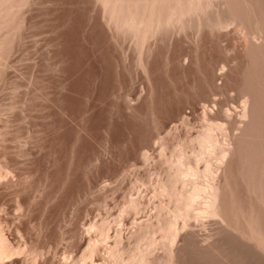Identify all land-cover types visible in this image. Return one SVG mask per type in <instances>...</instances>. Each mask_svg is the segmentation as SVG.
<instances>
[{"label": "bare ground", "instance_id": "bare-ground-1", "mask_svg": "<svg viewBox=\"0 0 264 264\" xmlns=\"http://www.w3.org/2000/svg\"><path fill=\"white\" fill-rule=\"evenodd\" d=\"M3 1L6 2L7 0L0 1L2 2L0 4V32L5 29L6 24L10 21L6 18V16L10 17V14L5 15L4 12L10 11L9 7H13V10L17 8L16 10L19 11L18 5L21 8L22 4L18 3L21 0H16L17 6L12 5L13 1H11L12 6L6 7L8 3L6 4ZM33 1L31 2L33 3ZM87 1L49 0L50 5L49 7L46 6V9L43 8L45 5L42 6V2H37L36 5L40 3V9H44L39 18L37 17L38 19L32 17L26 19L29 16L28 14L27 17L25 15L26 18H23L20 15L23 9L17 13L21 16L19 20L17 19L21 29L17 31L18 28L17 32H13L18 35L22 33L21 30L23 29L25 32L22 33V36L19 35L22 40H26V37H22L26 33L27 27L31 29H29L30 31L47 29L51 33L44 51L42 46L39 49L43 53L41 56L38 55L39 58L36 56L38 58L36 61L32 53L34 63L33 60L32 65L29 63L28 77L24 76V78L27 77V80L29 78L28 87L20 93L19 90L22 91L20 88H24L23 83L19 82L21 80L13 84L14 97L11 100L12 103L10 102L8 105V107L10 106V109H8L13 110V113L14 110H17L18 113V108H20L22 114L20 119L22 117L27 122L25 124L29 125L28 129L30 128L38 135L41 134L39 136L42 137V142L38 147L42 152L44 151V154L38 156L41 153L34 155L24 151L23 155L28 156H24L28 159L27 162L25 161V169L28 173V177H25L27 178L26 182L8 181L7 177L3 179L4 174L2 171H0V180L2 179V182H4L6 179L8 181H5L7 188L10 187L11 189L13 187L16 189L15 196L19 198L17 201H19L20 206H23L25 203L23 196L30 185V182H27L32 178L34 179L43 170L42 183L40 180V197L43 196L42 199L45 197V201L49 205L47 214L51 216L57 208L72 203L75 197L80 194L86 193L87 195L98 181L99 183L102 179L106 181V178L111 176L116 166L129 159L132 152L137 153V158L140 157V163H142L141 159L145 162L158 157V159L156 158L158 162L156 159L155 161L164 165L165 169L162 167L164 172L158 170L161 173L160 177H158L159 173L155 170L159 179L152 180L154 185L148 187V191L149 188H153V190L150 189V192L153 193L154 202L157 200L154 205L152 204V207L156 209L151 208L155 209L156 213L153 215L152 210L150 213L153 216L149 215L151 218L145 214L149 219L142 216L144 222L141 219L143 223L140 222V224L137 222L139 218L135 217L137 220L133 219L136 223L134 224L133 221L132 223L135 226L137 224L138 227H136L139 229L135 227L138 230H135L137 233H131L129 236L131 238L133 234H136L133 235L135 239L131 238V240H135V244L133 246L129 245V247L128 245L125 246V242H122L123 237L120 239L117 230L116 232L119 235L115 236L116 239L115 241L112 240L111 245L110 241H107L108 235H110L107 227L110 223L103 220L101 224L96 225L98 222L95 221V225L92 223L88 232L90 233L96 227L94 232L98 228L100 236L98 237V234L97 238L84 239L83 242L88 244L86 245L87 250H83V252H86L83 253L85 255L81 256V260L79 259L70 264H95L94 258L100 253V246L103 247V245L106 246L109 258L121 264H127L126 262L132 264H264V255H262L264 254V0H218V5L217 0H213L211 2L215 1L216 3H212L213 6L209 2L210 0H96L98 3L95 10L97 14L91 21L87 20L83 9V6H86L84 3ZM28 3L30 2L28 1ZM210 6L215 8H213V11L210 9L212 12L209 9V11L207 10ZM33 8L36 9L35 5L30 9ZM9 11L7 12L9 13ZM15 11H11V15H14ZM206 11L208 13L204 16L203 14ZM28 12L31 13V11ZM192 15L199 16V20L195 16L196 20L194 21L197 23L193 21L196 27L191 23L190 25L197 28V30L199 29L197 36L201 35H199L198 43H195L197 46L194 47L196 48L190 52V57L185 55L186 58L189 57V61L186 60L187 64L184 62L185 57L183 56L181 60L185 65H181L183 62H180V66H177L176 57L173 54L174 52L172 53L174 43V40H172L174 38L172 36L174 35L172 34V26H174V32L177 29L181 32V29L186 28V31H184L187 33L182 34V36L185 35L183 37L188 39L189 30L192 32L196 30L187 24ZM202 15L203 18H201ZM14 17L16 19L17 16L15 15L12 18ZM230 25L235 26H232L234 28L231 29H233V32H237L238 35L241 34V31L248 35L244 37L242 32L240 39H242L241 37H244V39L248 37V40H240L239 37H236L235 39L240 40L239 43V40L236 42L233 38L235 42H230L231 44L235 43L234 46L237 43L240 44V46L238 45L239 51L236 50L238 54L234 52L237 46L232 51L226 48L232 52L229 51L231 53H229L230 57H233V53L236 54V57L234 55V58H230L227 53H224L223 56L226 54L228 57L225 56V63L222 64L221 60L218 61L221 58L215 59L217 55L215 56L212 47L214 45H210L212 42L209 43L211 39L209 40L210 36H207V32L210 30L212 32L215 29L214 33L218 32L219 34L220 32L223 34L224 31L221 32V28L228 29ZM1 26L4 28H1ZM22 26H26L25 29ZM188 27L193 28V30L191 28L188 30ZM8 29L6 34L9 36L12 30L9 31ZM200 30L202 33H200ZM4 35L5 33L0 34V57L5 56L8 51L12 50L9 44L12 45L15 40H12L11 36L6 38V35ZM182 36L180 35V37ZM192 36L195 37L194 34ZM214 36L216 35L214 34ZM222 36L224 37V35ZM180 37L178 38L183 39L184 42V38ZM219 38L217 40L220 41L222 38ZM10 39L12 40L11 43ZM215 39L213 42L217 41ZM195 40H192V43ZM222 40L225 41L226 39ZM175 41L177 40L175 39ZM228 41L227 43H229ZM241 41H244V43ZM178 42L176 43L177 46ZM184 43L182 44L185 45ZM186 43L188 45V42ZM221 44L226 46L224 42H221ZM9 46L11 50L8 48ZM35 51H38V49ZM220 51L222 53L226 52L224 48H220ZM3 52H5V55ZM34 53L37 54V52ZM177 53L175 52V54ZM180 55L182 56V54ZM19 76L21 75L19 74ZM135 81L139 82L141 88L139 92L130 88ZM188 108H191V110ZM186 110L188 112L190 110L194 114L200 111L198 114L200 118L196 116L197 121L195 119L193 121L194 117H190L192 123L203 119L200 129L197 128V130L196 125L194 129L192 126L194 124L190 126L189 114L187 115ZM8 122L10 123L9 120ZM172 122H178V124L180 122L186 126H183L185 129H187V126L192 127V130L196 133L190 134L192 130L188 128L190 133L186 132L188 135L184 134L185 137L181 138L179 134L184 128L181 127L180 133L175 132L178 129L177 127V129L173 128L176 129L173 132L171 124L174 123ZM5 128L8 129L6 126L2 131L3 133L0 132L4 138L6 137L4 136ZM10 130H7V132ZM163 133L165 134L162 136ZM159 135L161 137H158ZM2 137H0V143L2 145L8 144ZM37 137L34 138L33 135L34 139H37ZM1 138L5 143H3L4 141L1 142ZM174 141L176 143L172 147ZM154 144L156 153L153 150L150 152V148ZM7 146L4 147L7 148ZM4 147H0V153L4 156L3 160L6 159L7 153ZM11 151L13 152V150ZM155 155L157 156L155 157ZM24 157H22L23 160ZM2 159H0L1 162ZM155 161L154 164H156ZM152 166L155 169L159 168L155 165ZM0 169L2 168L0 167ZM4 170L7 171L8 168ZM152 170L151 172H154ZM124 173L122 172V174ZM29 176L30 179L28 180ZM144 179L141 180V183ZM35 180L32 181L35 182ZM138 180L136 179L137 186L140 182ZM32 186L30 188H36V186ZM201 195H204L205 203L202 208H199L200 214H206L211 218L212 216L221 218L222 220H220L224 221L222 223L224 226L222 224L220 226L225 228L219 231V235L216 234L218 235L217 238H214L213 235V238L208 237L207 242H209L207 244H204L206 240L200 238L198 239L201 244L197 243V234L195 235L192 230L191 234L189 233L191 236L188 233L189 236L186 235L187 239H190L194 234L193 238L195 239H192L193 242L188 239L187 242L184 241L185 244L181 247L177 246L178 249L174 245V250H177L175 252L172 248V241H175V239H172V233L176 234L180 231L179 227L177 232H173L175 222L177 223L179 218H186V223H191L188 217L193 218L196 215L195 211L197 212L198 209L196 202H198L197 200ZM132 198L131 200H129L130 197L128 199L127 209H123L127 212L124 211L126 218L130 216L129 213L131 212L136 213V216H138L137 213L141 209L144 211L146 207L143 204L144 201L141 200L140 202L138 197V199ZM153 198L151 201L148 200L152 203ZM145 200L147 201V198ZM200 200L199 202L202 201ZM36 203L38 202L36 201ZM20 206L17 209H20ZM23 208L24 213L25 208ZM199 212H197L198 217L200 216ZM62 214L65 218L67 217L63 211ZM22 217L18 218L21 220ZM117 217L118 223L120 220L123 222L124 217L123 219ZM196 217H194L195 220ZM203 217L205 218V215ZM199 218L198 220H201ZM183 221L179 219L180 223ZM2 224L0 223V248L3 247L2 249H4L5 246L3 245H8V238L5 237L4 240L6 239L7 242L2 243V235H6L3 234ZM178 225L179 223H177V227ZM41 227L42 230L47 232L48 221H44ZM51 228L53 229L52 226ZM63 231L64 234L65 231ZM79 231L78 228L75 234H78ZM158 232L159 234L161 232L160 235L164 238L157 235L160 238L159 240H164V243H160L159 240L156 241L155 234H158ZM48 233L50 234V232ZM43 234L41 235L44 236ZM178 235L180 234L178 233ZM106 241L109 243L108 245L105 244ZM202 241L204 242L202 243ZM38 243L40 244L41 241ZM156 243L162 244L163 252H166L165 255L156 254L161 255L159 258L154 255V251L157 250ZM12 246L6 248L10 251ZM164 246L166 247L165 251ZM154 247L156 250H154ZM19 248H17V251ZM78 248L80 249V247ZM21 250L23 251V249ZM21 250L20 252H22ZM5 251L2 250L1 255ZM5 253H8V251ZM38 257L36 255L34 260L32 259L36 264L39 262ZM101 264L103 263L101 262Z\"/></svg>", "mask_w": 264, "mask_h": 264}, {"label": "rangeland", "instance_id": "rangeland-1", "mask_svg": "<svg viewBox=\"0 0 264 264\" xmlns=\"http://www.w3.org/2000/svg\"><path fill=\"white\" fill-rule=\"evenodd\" d=\"M0 1H2V0H0ZM6 1V0H5ZM10 1V2H9ZM7 0L6 2H4V3H8V5H6V7H9V6H12V5H16V4H21V8H20V6L18 5V7H19V11L18 10H16L17 8H14V10L12 9L13 7H9V9H10V11L9 10H7V11H9V13L7 12V14H6V12H4L5 13V15H8V14H10V17H8V16H6V18L8 19V20H10V21H8V23L6 24V26H5V29H2V31L0 32V34H4L5 33V35H6V38L7 37H9V36H11L12 38V40L13 39H15L12 43V45L11 44H9L10 46H11V48H12V50H11V48H10V46L8 47V48H10V50L11 51H8V53H6V55H5V52H3L4 53V55L5 56H1L0 57V132L1 133H3L2 131H4L3 129H4V127H6L7 126V128L8 129H6L5 128V134H4V136H6L5 138L4 137H2L3 135L0 133V137H2L4 140H6V142H8V144L7 143H5V141L1 138V142H3V143H5V145L3 144L2 145V143H0V145H2V146H0L1 148L2 147H6L7 145V148H5L6 149V151H7V153H6V159H4L5 160V162H3L4 160L2 159V158H4V156L2 155V153H0V159H2V162H1V160H0V167L2 168V169H0V171H2L3 172V179L4 178H6L8 181H12V182H26V180H27V178H25V177H28V173H27V170L25 169L26 168V162H27V160L28 159H26L25 157H28L27 155H23V153H25L24 151H28V152H30V153H32V154H34V155H38V154H40L41 153V155H38V156H42L43 154H44V151L42 152L41 150H40V147H38V146H40V143L42 142V137L41 136H39V135H41V134H37V133H34L33 132V130H31L30 128V130L28 129V124H25V123H27L26 121H24L23 120V118L21 117V119H20V116H22V114H21V111H20V108H18V113H17V110H14L15 112V114L13 113V110H9L10 108V106L8 107V105L10 104V102L12 103V99H13V88L14 87H12V85L13 84H15V83H17V81H19V80H21V81H19V82H21V83H23V85L22 86H24V88L23 87H21L20 89H22V91H20L19 90V92L21 93V92H23V89L24 90H26V88L28 87L27 85H28V80H29V78H28V80H27V77H28V68L30 67V65H29V63L32 65V60H33V63H34V59H35V61L39 58V56L38 55H40L41 56V54L43 53V51H44V49H45V45H46V42H47V40L50 38V32L47 30V29H45V30H36V29H34L33 31H35V32H33V31H30L31 29L29 28V27H27V29H28V31H27V29H26V33H24L23 34V37L22 38H24V37H26V40L24 39V40H22L21 39V37L20 36H22V33L23 32H25L23 29L21 30V32L22 33H19L18 35H15V33L17 32V31H20V24L17 22V19L19 20V18L22 16L23 18L25 17V15H26V19H28L29 17L31 18H39V15L40 14H42L43 13V11H44V9H46V6L47 7H49V0H21V2L20 1H18V3L17 2H15L16 0ZM11 1H13L12 3H11ZM23 1H24V4H23ZM28 1L30 2V3H28ZM31 1H33V3H34V5H35V7H36V9H30V8H32V7H34V5H33V3L31 2ZM205 1V0H204ZM207 1V0H206ZM211 1H213V0H210L209 2H211ZM216 1V0H215ZM215 1L214 2H211V5H212V3L213 4H216L217 3V5L219 4V1L217 0L216 1V3H215ZM37 2H42L41 4H42V6L43 5H45V7H43L42 9H40V3H39V5H36V3ZM88 2V3H87ZM86 3H84V5H86L85 7L83 6V9H84V13H85V17H87V20H92L95 16H96V14H97V11H95L96 9H97V7H96V5H98V3L96 2V0H88ZM90 2V3H89ZM3 3V4H4ZM12 5H11V4ZM0 4H2V2H0ZM38 4V3H37ZM90 6H89V5ZM23 5H25V6H23ZM31 7H30V6ZM94 5V6H93ZM17 6V5H16ZM16 6H14V7H16ZM37 6H38V9L39 10H41V11H39L38 9H37ZM41 6V7H42ZM213 6V5H212ZM215 6V5H214ZM23 7V8H22ZM93 7V8H92ZM86 8H88V9H86ZM214 8V7H213ZM213 8L210 6V7H208L207 8V10L209 9H212V11H213ZM216 8H217V6H216ZM21 9H23L22 10V13H20V15L21 16H19L17 13H19V12H21ZM215 9V8H214ZM17 12H16V11ZM31 11V13H33V14H31V13H29L28 11ZM208 10V11H209ZM11 11H15V14L13 15V16H17L16 17V19H15V17L14 18H12L13 16L11 15ZM24 11H26V12H24ZM32 11H36V12H32ZM90 11V12H89ZM208 11H206L203 15L205 16L206 15V13H208ZM211 11V10H210ZM211 11V12H212ZM12 13H14V12H12ZM25 13V14H24ZM35 13H37V14H35ZM95 13V14H94ZM24 14V15H23ZM28 14V15H27ZM31 14V15H30ZM93 15V16H92ZM201 16V18H203L204 16ZM34 16H36V17H34ZM195 16L196 15H192V17H194V19H192V17L191 18H189V20H188V22H187V24L188 25H190V23L191 24H193V26L194 25H196L195 23H197L196 21H194V20H196L197 18H198V20H199V16H196V19H195ZM190 17V16H189ZM37 18V19H38ZM11 19H13V20H11ZM192 21H191V20ZM16 20V22H14ZM197 20V21H198ZM193 21L195 22V23H193ZM235 25V24H234ZM234 25H232V26H234ZM4 26V25H3ZM11 26V27H10ZM190 26H192V25H190ZM192 26V27H193ZM231 25L229 26V28L228 29H223V28H221V32L222 31H224L223 32V34H221L220 32H219V34H218V32H215L214 33V31H216L215 29H214V31L212 30V32H213V35H212V32H211V30L210 31H208L207 32V36L209 37L210 36V38H209V43L210 42H212V43H210V45H214V46H212L213 48H214V53H215V56H216V60L218 59V58H221V59H218V61H220L221 60V63L223 64V63H225V56H229L230 57V54L232 53L231 51H232V49L233 48H235L236 46V48H238V49H236L235 48V51L234 52H236V54H238V52L236 51V50H238L239 51V46H240V44H238L237 43V45H235L234 46V44L235 43H230V42H237V40H239L240 39V36H242L241 34H242V32L243 31H241V30H239V31H241V34H239L238 35V33L237 32H233V29H231V28H234V27H232ZM8 27H9V29H8ZM24 27V29H25V27L26 26H22V28ZM173 28H174V26H172ZM186 27V26H185ZM194 27H196V26H194ZM193 27V28H194ZM1 28H4V27H2L1 26ZM10 31V30H12V33L11 34H14L15 36H18V37H16L15 38V36L13 37L11 34L8 36L7 34H6V32H7V29ZM10 28H12V29H10ZM19 28V30H17ZM173 28H172V34H174V35H172L173 37V39L172 40H174V43H173V41H172V43H173V45H172V47H173V49H172V53L174 54V56L176 57V62H177V66H180V62H183L181 59H183V56L185 57V59H184V62L187 64V62H186V60L187 61H189L188 59H189V57H190V52L192 51V49H194V48H196V47H194V46H197L196 44L198 43V39H199V35H201V34H199L198 36H197V32H198V30H197V28H194V30L195 31H190L189 30V28H191V27H188V30H189V33H191L192 35L194 34V36L195 37H193L191 34L189 35V33H188V35L187 36H189V38L188 39H186V38H184L183 36H185V35H183L182 36V34H184L185 33V29H181V32H179L180 30H178L177 29V31H175V32H177V33H175L174 32V30H173ZM193 28H191L192 30H193ZM237 28V27H236ZM30 29V30H29ZM180 29V28H179ZM1 30V29H0ZM17 30V31H16ZM176 30V29H175ZM185 30V31H184ZM218 30V29H217ZM230 32H229V31ZM13 31H16V32H13ZM38 32V34H37V32ZM226 31H228V32H226ZM236 31H238V30H236ZM238 31V32H239ZM174 32V33H173ZM226 32V33H225ZM28 33V34H27ZM187 33V32H186ZM185 33V34H186ZM200 33H202L201 32V30H200ZM209 33V34H208ZM233 33V34H232ZM234 33H235V35H234ZM245 32H243V35H244V37H245V35H247L246 33L244 34ZM177 34V35H176ZM178 34H179V36H178ZM214 34L216 35V36H214ZM221 34V35H220ZM226 34V35H225ZM227 34H229V36H227ZM4 35V36H5ZM20 35V36H19ZM27 35H32L31 37H34V38H31V37H27ZM176 35V36H175ZM180 35L184 38V42L181 40V39H179L178 37H180ZM220 35V36H219ZM222 35H224V37L222 36ZM231 35H232V38H231ZM235 37H234V36ZM237 35V36H236ZM46 36V37H45ZM214 36V37H213ZM248 36V35H247ZM176 37V38H175ZM182 37H180V38H182ZM198 37V38H197ZM215 37H217V38H219V37H221L222 39H226L227 40V37H228V42L230 43H227V41L225 40V41H223L221 38H219V39H221L220 41L219 40H217V38L215 39ZM236 37H239V39H235ZM244 37H241L243 40H248V37H247V39H244ZM19 38H20V40H19ZM28 38V39H27ZM44 38H46V39H44ZM179 40H178V39ZM197 38V40H195ZM230 38V39H229ZM233 38L235 39V41L233 40ZM10 39V43H11V40ZM175 39L177 40V41H179L178 42V46H177V41H175ZM189 39H192V40H195L194 41V43H192L193 41L192 40H189ZM217 40L216 42L214 41L213 42V40ZM242 39H240V40H242ZM187 40V41H186ZM230 40H232V41H230ZM240 40L238 41L239 43H240ZM18 41V42H17ZM22 41V42H21ZM24 41V42H23ZM31 41V42H30ZM37 41V42H36ZM182 41V42H181ZM218 41H219V43H220V45H219V43H218ZM34 42V43H33ZM36 42V43H35ZM186 42H188V45H187V43ZM197 42V43H196ZM221 42H224L225 43V45L226 46H224L223 44H221ZM241 42H243L244 43V41H241ZM38 43V44H37ZM39 43H40V45H39ZM182 43H184L185 45H183ZM196 43V44H195ZM217 43V44H216ZM38 46H37V45ZM176 44V45H175ZM192 44H194V45H192ZM189 47H187V46ZM192 45V46H191ZM217 45H219V46H217ZM221 45H222V47H221ZM227 45H229V46H227ZM234 47H233V46ZM239 45V46H238ZM242 45V44H241ZM15 46V47H14ZM39 46H40V48H39ZM41 46H42V50L41 51H39V49H41ZM181 46H182V48H183V50H182V48H181ZM186 48H185V47ZM216 46H217V49H216ZM230 46H231V48H230ZM38 47V48H37ZM222 49V48H224V51H226V52H223L222 53V51H220V48ZM191 48V49H190ZM226 48H228V49H231V53L226 49ZM20 49V50H19ZM23 49V50H22ZM33 49H35V50H37L38 49V51H32ZM215 49H216V52H215ZM226 49V50H225ZM8 50V49H7ZM174 50V51H173ZM186 50V51H185ZM185 51V52H184ZM34 52H37V54L36 53H34ZM175 52L177 53V54H175ZM32 53L34 54V56L32 55ZM38 53H40V54H38ZM220 55H219V54ZM224 53H227V55L225 54V56H223L224 55ZM230 53V54H229ZM29 54H30V56H29ZM180 54H182V56L180 55ZM236 54H232V56L233 57H230V58H234V55H235V57H236ZM188 55L189 57L188 58H186V56ZM223 57H222V56ZM32 56L34 57V59L32 58ZM38 58H37V57ZM181 56V57H180ZM221 56V57H220ZM227 56V57H228ZM32 58V59H31ZM179 58V59H178ZM23 59V60H22ZM19 60H21V61H19ZM178 60V61H177ZM180 60V61H179ZM222 60H223V62H222ZM4 62V63H3ZM182 63L181 65H185V63ZM5 71V72H4ZM8 71V72H7ZM17 73V74H16ZM19 74L21 75V76H23V77H21V76H19ZM23 74H26V75H23ZM4 75V76H3ZM5 75H6V77H5ZM17 76H19V77H17ZM24 76H27V77H25L24 78ZM2 77H4V78H2ZM21 78V79H20ZM1 79H2V81H1ZM17 79V80H16ZM4 80V81H3ZM24 82H23V81ZM26 80V81H25ZM14 81V82H13ZM221 81V80H220ZM11 82V83H10ZM218 82H219V80H218ZM133 85H134V88H133ZM138 85V86H137ZM132 90H136V91H138L139 92V90L141 89L140 88V86H139V82L138 81H135L133 84H132V86L130 87ZM11 91H12V93H11ZM18 92V93H19ZM12 96V97H11ZM124 101H125V99H124ZM126 102V101H125ZM9 108V109H8ZM188 109H190L191 110V108H188ZM189 110V112H188V110H186L187 111V115H188V117H189V119H190V126L192 125V124H194V125H192L193 126V128L195 129V125H196V129L197 128H199L200 127V125H202V121H203V119H202V121H200V120H198L199 122H195V123H197V124H195V123H192L191 121L193 120L194 121V119H195V121H197V119L198 118H200L199 116H198V114L200 113V111L198 112V113H192V111H190ZM10 111H12V112H10ZM13 113V114H12ZM12 115V116H11ZM191 115V116H190ZM195 115V116H194ZM15 116V117H14ZM196 116L198 117V118H196ZM193 118L192 120H191V118ZM11 119H12V121H11ZM17 119V120H16ZM20 119V120H19ZM8 120L10 121V123L8 122ZM24 121V122H23ZM172 123H174V124H171L172 126V130H173V132L175 131V132H179L180 133V131L182 130L181 129V127L182 128H184L185 129V125H183V124H181L180 122H179V124H178V122H172ZM176 123V124H175ZM8 124H9V126H8ZM10 124H11V126H10ZM178 124V125H177ZM182 126H181V125ZM4 125V126H3ZM25 126V127H24ZM175 126V127H174ZM183 126H185V127H183ZM177 127V128H176ZM173 128H176V129H173ZM193 129L192 127L190 128L189 126H187V129ZM11 129V130H10ZM182 130L181 131V134H179L180 136L179 137H185V135H188L187 133H190V131H189V129L187 130V129H185V130ZM200 129V128H199ZM7 130H10L9 132H7ZM180 130V131H179ZM198 130V129H197ZM196 130V131H197ZM20 133H19V132ZM29 131V132H28ZM30 132H32V133H30ZM172 132V133H173ZM184 132V133H183ZM187 132V133H186ZM8 135H7V134ZM194 134V133H196L195 131H193L192 130V132L190 133V134ZM10 134V135H9ZM32 134V135H31ZM35 134H37V135H35ZM165 133H163V134H161L162 136L164 135ZM174 134H177V133H174ZM185 134V135H184ZM33 135H34V138H36L37 136V139H34L33 138ZM161 135H159L158 137H161ZM17 136V137H16ZM31 136H32V138H31ZM40 138V139H39ZM8 139V140H7ZM34 140V141H33ZM36 141V142H35ZM39 142V143H38ZM173 142V141H172ZM24 143V144H23ZM26 143H28V144H26ZM175 143H176V141H174V144H172V147H174V145H175ZM21 144V145H20ZM33 145V146H32ZM37 145V146H36ZM15 146V147H14ZM0 148V149H1ZM34 148H35V150H34ZM17 149V150H16ZM37 149V150H36ZM151 150H150V152H152V150L153 151H155V144L153 145V147H151L150 148ZM11 150H13V152L11 151ZM17 151V152H16ZM1 152V151H0ZM16 153V154H15ZM155 153H156V151H155ZM7 154H8V157H7ZM12 154V155H11ZM22 156H21V155ZM18 155H20V156H18ZM25 156V157H24ZM157 155H155V157H156ZM10 157V158H9ZM22 157H24V160H23V158ZM20 158V159H19ZM22 158V159H21ZM137 160V162H136V160ZM157 159H158V157H156ZM156 158H153L152 160L150 159V160H148V161H143L142 159H141V162L143 163V165H142V163H140V157L139 158H137V153H134V152H132V155H130L129 156V159H127L126 161L124 160L123 162H121L120 163V165L118 164L117 166H116V168H115V170L113 171V173L111 174V176L110 177H108V178H106V181L104 180V179H102V181H100V183H99V181L89 190V192L87 193V195H86V193H83V194H80L79 196H77V197H75V199L73 200V204L72 203H67V204H65V205H63L62 207H59V208H57L52 214L53 215H51V216H48V214H47V210H48V207H49V205L46 203V201H45V197H44V199H42L43 198V196L42 197H40V186H41V183H42V180L43 179H41V178H43V176H44V171L42 170L36 177H34V179L32 178V179H30V176H29V178H28V182L27 183H29L30 182V185H29V187H28V190H27V192L24 194V196H23V198H25V203L23 204V206H20V204L18 203L19 201H17L19 198H17V196H15V188H11L10 189V187H8L7 188V185H5V183L6 182H8V181H6V179L4 180V182H2V179L0 180V223L2 224L1 226H3V234L5 233L6 235H2V243H4V242H7V240H8V248L10 247V246H12L11 247V249L12 250H8V248H6L7 246H6V244H4L3 246H5V248L4 249H2V248H0V250L2 249V250H4L5 251V249H7V251H8V253H5V252H7V251H5L4 253H2V255H1V253H0V261H1V264H36V263H34L33 262V260H34V257H36V255H37V257H38V255H39V262H38V260H37V262H38V264H41V262H42V264H70V263H72V262H74V261H78L80 258H81V256L83 255H85V254H83V253H86V252H83V250L84 251H86L87 250V246L86 245H88L87 244V242L85 243V242H83L84 241V239H92V238H97V235L100 233L99 232V230H98V228H97V230H96V232H94V230L96 229V227H95V229L93 230V231H91L90 233H92V234H90L88 231H89V229L91 228V226L90 225H92V223H93V225H95L94 223H95V221L96 222H98L96 225H98V224H101L102 222L101 221H108V223H110L109 225H108V223H107V225L110 227V229H108L109 227H107V230H109L108 231V234H110V235H108V238H107V241H110V244L112 245V243H113V241H115V236H118L119 234V236H120V239L122 238L123 240H122V242H125V246H127L128 245V247H129V245H131V246H133L134 244H135V235L133 236L132 235V237L131 238H134V239H132L131 240V238H130V236L129 235H131V233H137V232H135V230H137V229H139V228H137L138 227V225L136 224V226L134 225L135 223H136V221L134 222L133 221V219L135 218L136 220H137V222H139L138 224H140V222H142L143 221V218H146L147 216L146 215H150L151 213L150 212H152V210L153 209H151V208H155V207H152L154 204H155V202L157 201V200H155V202H154V198H153V193H151L150 191V189H152L153 190V188L151 187V188H149V191H148V187L151 185V186H153L154 185V179H159V178H157V175H158V173H159V175H158V177H160V175H161V173L160 172H164V169H165V166L164 165H161V164H159V163H157L158 162V160L156 159ZM11 159V160H10ZM155 159L157 160V162L155 161ZM26 161V162H25ZM152 161V162H151ZM154 161L156 162V164H159L158 166L156 165V164H154ZM6 162H7V164H6ZM136 162V163H135ZM18 163V165H16ZM138 163V164H137ZM144 163H147V164H145L144 165ZM121 164H123V165H121ZM150 164H151V166L152 165H155L156 167H159V168H157V169H155V167H151L150 166ZM4 165V166H3ZM142 165V166H141ZM3 166V167H2ZM10 166V167H9ZM17 166H19V167H17ZM23 166V167H22ZM121 166V167H120ZM141 168H140V167ZM145 168H144V167ZM160 166H161V169H160ZM147 167H148V169H149V167H150V169L152 170V171H154V172H151V170L149 171L148 169H147ZM162 167H164V169H162ZM6 168H8V170H9V172H10V174H9V172H8V170L7 171H5L4 169H6ZM9 168H11V169H9ZM125 168V169H124ZM130 168V169H129ZM20 169V170H19ZM135 169V170H134ZM19 170V171H18ZM119 170V171H118ZM120 170H123V171H121L120 172ZM125 170V171H124ZM127 170V171H126ZM128 170H130V171H128ZM158 172V170L160 171V172H156V171ZM163 170V171H162ZM14 171V172H13ZM138 171V172H137ZM140 171V172H139ZM145 171V172H144ZM146 171H148V172H146ZM7 172V174L5 175V173ZM12 172H13V174H12ZM15 172H16V174H15ZM118 172H119V174H118ZM122 172L124 173V172H127V173H124V174H122ZM152 174H151V173ZM156 172V173H155ZM116 173H117V175H116ZM154 173V174H153ZM129 175V176H126V175ZM148 176H147V175ZM150 174V175H149ZM122 175V176H121ZM125 175V176H124ZM163 175V174H162ZM14 176V177H13ZM18 176V178H16ZM38 176H40V177H38ZM122 178H121V177ZM130 176H132V177H130ZM137 176V177H136ZM142 178H141V177ZM144 176V177H143ZM155 176H156V178H155ZM38 177V178H37ZM116 177V178H115ZM128 177V178H127ZM139 177V178H138ZM11 178V179H10ZM13 178V179H12ZM110 178V179H109ZM112 178V179H111ZM145 178V179H144ZM36 179V180H35ZM136 179H139L140 180V182H138L139 184H138V186H137V181H136ZM142 179H144L143 180V182L145 183H141V180ZM147 179V180H146ZM15 180V181H14ZM32 180H35V182H33ZM40 180H41V183H40ZM112 180V181H111ZM116 182H115V181ZM120 180V181H119ZM138 180V181H139ZM149 180V181H148ZM151 180V181H150ZM153 180V181H152ZM156 180H155V182H156ZM6 181V182H5ZM136 181V182H135ZM146 181V182H145ZM32 182V183H31ZM103 182V183H102ZM107 184H106V183ZM109 182V183H108ZM111 182V183H110ZM132 182V183H131ZM153 182V183H152ZM105 183V184H104ZM117 183V184H116ZM134 183H135V185H134ZM40 184V185H39ZM105 186H104V185ZM109 184V185H108ZM114 184H116V185H114ZM124 184V185H123ZM131 184V185H130ZM36 186V188L34 187V188H30V186ZM108 185V186H107ZM144 185V186H143ZM32 186V187H33ZM147 186V187H146ZM103 189H102V188ZM110 187V188H109ZM112 187V188H111ZM114 187V188H113ZM117 187V188H116ZM101 188V190H99ZM131 188V189H130ZM138 188V189H137ZM10 189V190H9ZM14 189V190H13ZM32 189V190H31ZM9 190V191H8ZM29 190H31L30 192H29ZM37 190V191H36ZM95 190H97V191H95ZM106 192H105V191ZM114 190H115V192H114ZM135 190V191H134ZM100 191V192H99ZM33 192V193H32ZM91 192V193H90ZM99 192V193H98ZM113 192V194H111ZM116 192H117V194H116ZM124 192V193H123ZM105 195H104V194ZM110 193V194H109ZM139 193V194H138ZM31 194H33V195H31ZM107 194V195H106ZM116 194V195H115ZM31 195V196H30ZM100 195V197H98ZM103 195V196H102ZM129 195V196H128ZM132 195H133V198L134 199H138L140 202H141V200L142 201H144L143 202V204H144V206H146L145 208H147V206L149 205V209L147 208L146 210H145V208H144V211L141 209V211H139L138 213H137V215L138 216H136V213L134 214V213H129V215L131 216H127V218L125 217V212H126V210H123L124 208H126L127 209V207H128V203H129V200H131V198H132ZM147 195V196H146ZM36 196H37V198H36ZM38 196H39V199H38ZM113 196V197H112ZM153 198V201H152V203L150 202L151 200H152V198ZM202 196V197H201ZM199 198H198V202H196L197 204H196V207L198 208L197 209V212H199V208L201 207H203L204 206V201H205V197H204V195H201ZM4 197V198H3ZM28 197V198H27ZM106 197V198H105ZM129 197H130V199H129ZM138 197V198H137ZM150 197V198H149ZM22 198V197H21ZM78 198V199H77ZM107 198H108V200H107ZM112 198V199H111ZM132 198V199H133ZM141 198V199H140ZM147 198V201L149 202V203H151V204H149L145 199ZM37 199V200H36ZM80 199V200H79ZM129 199V200H128ZM150 201H149V200ZM199 199H201L200 201L201 202H199ZM33 200V201H32ZM39 200V201H38ZM42 200H44V201H42ZM98 200V201H97ZM115 200V201H114ZM36 201L38 202V203H36ZM43 203H42V202ZM146 201V202H145ZM97 202V203H96ZM102 202V203H101ZM128 202V203H127ZM154 202V203H153ZM203 202V203H202ZM42 203V206L40 205ZM74 203H75V205H74ZM84 203H85V205H84ZM146 203H148L147 205H146ZM17 204V205H16ZM69 204L71 205L70 207H69ZM153 204V205H152ZM40 205V207H38ZM73 205V206H72ZM203 205V206H202ZM20 206V209L22 210V207H24L25 208V210H24V213H23V210L21 211L19 208L17 209V207H19ZM45 206V207H44ZM83 206V207H82ZM107 206V207H106ZM151 206V207H150ZM74 207V208H73ZM23 208V209H24ZM64 208V209H63ZM74 210H73V209ZM105 208V209H104ZM3 209V210H2ZM62 209V210H61ZM156 209V208H155ZM153 210V215L156 213L155 211L156 210ZM32 210V211H31ZM42 211V212H41ZM62 211L67 215V217L65 218L64 217V214H62ZM65 211H67V212H65ZM125 211V212H124ZM30 212V213H29ZM86 212V213H85ZM120 212V213H119ZM121 212H123V213H121ZM142 212V213H141ZM149 214H148V213ZM197 212L195 211V214L196 215H194V217L195 216H197L198 217V214H197ZM23 213V217L21 216V214ZM61 213V214H60ZM127 213V212H126ZM34 214V215H33ZM40 214V215H39ZM75 214V215H74ZM124 215V216H121V215ZM134 214V215H133ZM141 216H140V215ZM146 214V215H145ZM151 214V216H153ZM20 215V216H19ZM55 215V216H54ZM63 217H62V216ZM76 215H77V217H76ZM128 215V214H127ZM199 217H201L202 215L200 214V212H199ZM205 215V218L203 217ZM201 218H199V219H201V220H198V218L196 217V220H195V218L193 219L192 217H188L189 218V222H191V223H189V224H187L186 223V221H185V219H183V218H179L180 219V221H181V219H182V221L184 222H179V219H177V223H179V225H178V227H177V223L175 222V228L173 229V232H177V230H179V227H180V231H178L176 234H174V233H172V239H175V244H174V242L172 241V248L174 247V245H175V248L176 249H178V247L177 246H182V245H184L185 243H184V241L185 242H187L188 241V239H187V235L190 233L191 234V231L193 230V233L196 235L197 234V243L199 242V239L198 238H200L201 240H203L204 239V241H205V243L204 244H207L208 242H207V240H208V237H210L211 236V238H217V236L219 235V231L222 229V228H225V227H222V226H220L222 223H224V221L222 222L218 217H213L212 216V218H211V216L210 217H208V216H206V214H204ZM54 216V217H53ZM74 216V217H73ZM117 216H119V218L121 219V217H122V219H123V217H124V220H123V222H121L122 220H120L119 221V223H118V217ZM132 216H134V217H132ZM142 216H143V218H142ZM144 216H146V217H144ZM151 216H149L150 218H151ZM17 219H16V218ZM18 217H22L23 219H25V220H23L22 218H21V220L23 221V222H20L21 220L18 218ZM60 217V218H59ZM149 217H147L148 219H149ZM4 218V219H3ZM26 218H27V221H26ZM75 218V219H74ZM187 218V219H188ZM204 218V219H203ZM216 218V219H215ZM114 219H116V220H114ZM141 219H142V221H141ZM148 219H144V220H148ZM192 221H191V220ZM15 220V221H14ZM18 220V221H17ZM20 220V221H19ZM48 221V229L46 230L47 232H45L44 230H42V225H43V223H44V221ZM93 220V221H92ZM126 220V221H125ZM140 220V221H139ZM194 220V221H193ZM218 220H220V221H218ZM6 221V222H5ZM26 221V222H25ZM43 221V222H42ZM50 221V222H49ZM125 221V222H124ZM132 221L134 222V224L132 223ZM202 221V222H201ZM16 222V223H15ZM42 222V223H41ZM70 222V223H69ZM131 222V223H130ZM144 222V221H143ZM142 222V223H143ZM200 222H201V224H200ZM24 223V224H23ZM141 223V224H142ZM186 223V225H184ZM226 223V222H225ZM34 224V225H33ZM119 224V225H118ZM38 225H39V227H38ZM50 225V226H49ZM80 225H82V226H80ZM223 225V224H222ZM225 225H227V224H225ZM19 227L20 229V231L18 230V228L17 227ZM51 226L53 227V229L51 228ZM55 226V227H54ZM129 226H131V227H129ZM220 228H219V227ZM224 226V225H223ZM5 227V228H4ZM29 227V228H28ZM36 227V228H35ZM90 227V228H89ZM92 227H94V226H92ZM129 227V228H128ZM135 227L137 228V229H135ZM192 227V228H191ZM227 227V226H226ZM12 228V229H11ZM16 228V229H15ZM22 228V229H21ZM35 228V229H34ZM38 228V229H37ZM49 228H51V230H49ZM78 228L80 229V231L78 232V234H75V233H77V231H78ZM134 228V229H133ZM182 228V229H181ZM195 228V229H194ZM219 228V229H218ZM5 229H6V231H5ZM29 229V230H28ZM37 229V230H36ZM87 229V230H86ZM19 232H18V231ZM22 230V231H21ZM34 230V231H33ZM65 232H64V231ZM85 230V231H84ZM119 231V234H118V232H116V231ZM121 230H122V232H121ZM129 230V231H128ZM133 232H132V231ZM5 231V232H4ZM15 231V232H14ZM52 231V232H51ZM62 231L64 232V234L62 233ZM67 231V232H66ZM83 231V232H82ZM138 231V230H137ZM215 231V232H214ZM10 232V233H9ZM38 232H40L41 234H43V232H44V236H42L40 233H38ZM48 232H50V234L48 233ZM57 232V233H56ZM72 232V234H70ZM87 232V233H86ZM99 232V233H98ZM196 232V233H195ZM217 232V233H216ZM24 233V234H23ZM47 233H48V236H47ZM53 233V234H52ZM56 233V234H55ZM89 233V234H88ZM96 233V234H95ZM117 233V234H116ZM180 234V235H178L177 236V234ZM188 233V234H187ZM37 234V235H36ZM39 234V235H38ZM160 234H161V232H160ZM159 234V232H158V234L156 233L155 235V237H157V238H155L156 239V241L157 240H159L160 238L159 237H161V235ZM174 234V235H173ZM182 234V235H181ZM187 234V235H186ZM189 234V235H190ZM194 234H193V236H192V238H190L191 240L193 239H195V238H193L194 237ZM216 234H218V235H216ZM74 235H76V236H74ZM77 235H78V238H77ZM80 235V236H79ZM159 237H158V236ZM188 235V236H189ZM212 235H213V237H212ZM215 235V236H214ZM41 236V237H40ZM47 236V238H48V240H47V238L45 239V237ZM52 238H51V237ZM57 236V237H56ZM62 236V237H61ZM83 236V237H82ZM100 236V234L98 235V237ZM111 236V237H110ZM129 236V237H128ZM181 236V237H180ZM191 236V235H190ZM200 236V237H199ZM5 237H7L8 239L5 241L4 240V238ZM44 237V238H43ZM85 237V238H84ZM89 237V238H88ZM50 238H51V240H50ZM69 238V239H68ZM81 238H83V239H81ZM113 238V239H112ZM161 238H163V237H161ZM179 238V239H178ZM45 239V240H44ZM56 239H59V240H56ZM66 239V240H65ZM72 239H74V240H72ZM75 239H77V240H75ZM79 239V240H78ZM126 239V240H125ZM164 239V238H163ZM162 239V240H163ZM190 239H189V241H190ZM210 239V238H209ZM35 240V241H34ZM44 240V241H43ZM94 240H97V239H94ZM113 240V241H112ZM193 240H192V242H193ZM211 240V239H210ZM213 240H215V239H213ZM41 241V243L39 244L38 242H40ZM47 241H49V242H47ZM82 241V242H81ZM105 242V244L106 245H108L109 243L108 242ZM161 240H159V242H160ZM178 241V242H177ZM204 241H202V243L204 242ZM28 242V243H27ZM44 242V243H43ZM69 242V243H68ZM73 244H72V243ZM77 242V243H76ZM79 242V243H78ZM201 242V241H200ZM199 242V243H200ZM211 242V241H210ZM9 243H10V245H9ZM74 243H75V245H74ZM127 243V244H126ZM130 243V244H129ZM160 243H164V240L163 241H161ZM194 243H195V241H194ZM196 243V244H197ZM21 244V245H20ZM80 246H79V245ZM84 244V245H83ZM157 244V243H156ZM178 244H181V245H178ZM201 244V243H200ZM34 245V246H33ZM57 245V246H56ZM72 245V246H71ZM160 244L158 243L157 244V246H156V249H155V247H154V250H156V251H154L155 253H154V255L155 256H157L158 258H159V256H161L162 254L163 255H165V253L166 252H163V249H162V247H161V245L159 246ZM39 246V247H38ZM74 246H76V247H74ZM130 246V247H131ZM16 247V248H15ZM18 247H20L19 248V250L17 251V248ZM33 247H34V249H33ZM78 247H80V249L78 248ZM101 248H100V253L94 258V261H95V264H101V262L103 263V264H121V263H119V262H117V261H115V260H113V259H110L109 258V256H108V252H106L107 250H106V246L105 245H103V247L102 246H100ZM180 247H179V249H180ZM15 250H14V249ZM164 248V251L166 250V247L164 246L163 247ZM21 249H23V251L21 250ZM174 250V248H173V251H175V252H177V250ZM1 250V251H2ZM20 250L22 251V252H20ZM0 251V252H1ZM50 251V252H49ZM10 252V253H9ZM41 252V253H40ZM74 252V253H73ZM161 252V253H160ZM21 254V255H19V254ZM35 253H36V255H35ZM39 253V254H38ZM48 253H50V254H48ZM4 254V255H3ZM156 254H161V255H156ZM33 255H34V257H33ZM43 255V256H42ZM262 255H264V254H262ZM16 257V258H15ZM21 257V258H20ZM99 257V258H98ZM107 258H109V259H107ZM33 259V260H32ZM68 260V261H67ZM81 260V259H80ZM9 261V262H8ZM30 261V262H29ZM41 261V262H40ZM46 261V262H45ZM32 262V263H31ZM64 262V263H63ZM69 262V263H68ZM98 262V263H97ZM127 264H132V263H129V262H126Z\"/></svg>", "mask_w": 264, "mask_h": 264}]
</instances>
